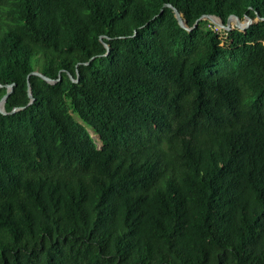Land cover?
<instances>
[{"label": "trees", "instance_id": "16d2710c", "mask_svg": "<svg viewBox=\"0 0 264 264\" xmlns=\"http://www.w3.org/2000/svg\"><path fill=\"white\" fill-rule=\"evenodd\" d=\"M0 85V264H264V0H0Z\"/></svg>", "mask_w": 264, "mask_h": 264}, {"label": "water", "instance_id": "95a60500", "mask_svg": "<svg viewBox=\"0 0 264 264\" xmlns=\"http://www.w3.org/2000/svg\"><path fill=\"white\" fill-rule=\"evenodd\" d=\"M171 8H173V7H171ZM173 10L175 12V16H176V19H177L180 27L183 28L184 30H187L188 32H191L194 28L198 27L199 21L201 19H203V18H210V19H212L215 22V24H216V26L218 28H221L223 30H228V31L232 30V27L233 26L231 25V22L234 23V27H236L237 29H239V30H241L243 32L247 31V29L253 24V20L250 17H248V16L245 17V20H247V24H246L245 27H243V26H241L239 24L240 19L238 17H236V16L230 17L226 25L223 23V21L219 17H216V16H204L203 18H201L199 21L196 22V24L194 25V27L189 28L188 25H187V23H186V21L183 19L182 15L179 13V11L177 9H175V8H173ZM105 47L107 49V54H108V52L110 50V47L107 44H105ZM77 72H78V69H77ZM33 75H36V76L42 78L43 80H45L47 83H49L51 85H55L58 82L56 80H52V79L44 76L43 74H41L39 72H35V73H33ZM71 79L75 83L78 82V79H73L72 77H71ZM1 87L2 86L0 85V88ZM12 92H13V86H8L7 87V93L2 98V100L0 102V112L2 114H4V115H7V113L5 111V104H6L7 99L9 98V96H10V94ZM28 95H29V99H30L29 105H31L34 102L35 99L33 97L32 88H31V85H30L29 81H28ZM23 109L24 108H16L10 114L11 115L12 114H15V113H17V112H19V111H21ZM98 138L100 139L99 136H98Z\"/></svg>", "mask_w": 264, "mask_h": 264}, {"label": "rangeland", "instance_id": "374dc122", "mask_svg": "<svg viewBox=\"0 0 264 264\" xmlns=\"http://www.w3.org/2000/svg\"><path fill=\"white\" fill-rule=\"evenodd\" d=\"M206 19H210V18H203V19H201L200 21H199V24H198V28H200V29H203V30H205V31H209V32H211L212 30H214V31H218V32H221V33H223L224 31H223V29H219V30H217V26H216V24H215V22H214V24H215V28H214V26H212L210 29L208 28V27H206L205 26V24H206ZM239 24L241 25V26H243V27H245L246 26V24H247V20H240L239 21ZM231 25L232 26H234V23L233 22H231ZM89 131H90V134L92 135V137H93V139H94V141H95V143L97 144V146L100 148L101 147V142H100V139L98 138V135H96L91 129H89Z\"/></svg>", "mask_w": 264, "mask_h": 264}, {"label": "bare ground", "instance_id": "6f19581e", "mask_svg": "<svg viewBox=\"0 0 264 264\" xmlns=\"http://www.w3.org/2000/svg\"><path fill=\"white\" fill-rule=\"evenodd\" d=\"M212 21V19H210ZM213 22V21H212ZM214 23V22H213Z\"/></svg>", "mask_w": 264, "mask_h": 264}]
</instances>
